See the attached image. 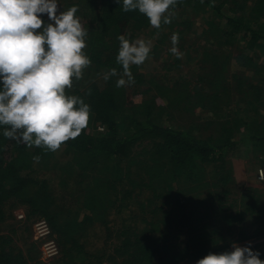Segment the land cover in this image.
I'll return each mask as SVG.
<instances>
[{"label": "trees", "instance_id": "trees-1", "mask_svg": "<svg viewBox=\"0 0 264 264\" xmlns=\"http://www.w3.org/2000/svg\"><path fill=\"white\" fill-rule=\"evenodd\" d=\"M63 1L64 11L78 8L76 16L88 31L84 51L91 59L82 78H73L66 94L90 106V119L87 128L59 152L5 138L3 132L9 126L0 125V224L7 222L11 210L26 206L29 215L45 214L55 229V212L45 210L54 204L51 180L39 175L51 170L62 152L72 153L84 184L83 202L78 215L66 219L65 230L61 228L62 234L70 236L73 249H61L57 264H101L105 259L112 264H197L210 253L231 252L233 243L249 240L257 241L246 246L259 252L264 261V186L239 184L229 159L240 143L264 147V76H260L264 62L248 57L244 50L233 56L227 49L249 35L244 49H258L261 57L260 49L264 55V0H177L170 9L168 30H160L163 23L150 30L148 18L138 9L123 11L122 0ZM189 6V12L201 7L214 11L219 23H225L215 37L206 39L197 68L182 73L181 80L172 84L163 78L151 81L158 88V93H152L145 73L137 69L141 65H132L134 83L117 87L123 76L116 61L117 37L124 35L132 41L139 32L160 33L163 43L178 34L182 52L194 23L178 21V14L188 12ZM41 19L45 26L51 23L44 16ZM175 26L180 31H174ZM217 26L208 23L202 37ZM233 57L239 65L255 70L254 77L231 73ZM176 61L165 70L180 68L182 61ZM113 68L118 75L105 81L104 73ZM142 85L148 87L142 89ZM235 103L238 106H232ZM186 118L187 124L177 122ZM90 171L94 172L91 181L87 180L88 175L92 177ZM101 173L114 174L113 180L103 181ZM127 198L133 199L124 204ZM130 203L132 212L141 213L142 227L122 228L111 255L88 251L78 238L86 223L105 218L115 208L122 211ZM12 231L16 232L13 226ZM0 264H30L9 233H0Z\"/></svg>", "mask_w": 264, "mask_h": 264}, {"label": "clouds", "instance_id": "clouds-1", "mask_svg": "<svg viewBox=\"0 0 264 264\" xmlns=\"http://www.w3.org/2000/svg\"><path fill=\"white\" fill-rule=\"evenodd\" d=\"M176 3L122 0V8L124 12L138 9L153 28L159 29L162 23H171L170 9ZM57 10V0H0V125L9 126L3 135L52 152L78 137L90 119V106L82 98L66 94V89L73 87V78L80 80L91 65L84 51L88 31L76 16V6L59 14ZM42 14L53 23L45 26ZM117 39L120 47L116 61L123 76L116 86L123 87L134 83L130 66L146 61L151 43L130 41L124 35ZM171 41V53L182 58L178 34H173ZM117 75L113 68L103 78L107 81ZM232 248L231 252L210 253L197 264H264L260 253L250 246L233 243Z\"/></svg>", "mask_w": 264, "mask_h": 264}, {"label": "rangeland", "instance_id": "rangeland-1", "mask_svg": "<svg viewBox=\"0 0 264 264\" xmlns=\"http://www.w3.org/2000/svg\"><path fill=\"white\" fill-rule=\"evenodd\" d=\"M57 2V14H59L60 12L64 11V1L57 0ZM189 10H192L190 6L188 7V12L185 10L178 14V21L190 19L194 23L192 24V26H190V32L186 35V41H184V44H187V46L181 52L183 54L182 58H180L182 64L178 69H172L169 72L165 70V67L168 64L176 63V60L179 59L170 51V49L173 47L171 39H167L165 42L162 43L159 41V37L161 36L160 33L156 34L155 36H151L150 33L145 34L143 32H139L137 34V39H143L146 42L150 41L151 43V51L149 57L137 69L138 71L145 73V78L149 80L150 85L153 86L152 93H154V91L155 93H158V88L151 81H159L158 78H163L164 81L169 79V82L172 84L173 82H175L176 79L181 80V77H183L181 75L182 73H185L186 71L190 72L191 70L197 68L198 57H200L203 53V49L205 47L204 43H207L206 39H209V37H215L218 32L217 30H219L220 27H223L225 24L224 21H221V23H219V20H217L219 19V16L214 11L210 10V12H207L206 10L208 9L205 10L201 7L199 8V11L197 10L196 13L198 15L196 16L195 12H189ZM223 10L227 12L226 7L223 8ZM41 16H44L48 19L47 14H42ZM215 16L218 17L215 18ZM212 21L219 25L217 26L218 29H216V31L209 32L205 35L203 34L202 37L201 32L208 25V23ZM50 22L53 23L52 21ZM170 25V23L163 24L160 30H168ZM149 28L150 30H152L151 28L153 27L151 26ZM177 28L178 27L175 26L174 31L179 29ZM130 32H133L132 28H130ZM249 39L250 36L248 35L246 39L242 38L235 45L229 44L227 49L234 52L233 56L244 50L248 57L255 58L257 62L259 61V63L262 64L264 62V55L262 54V51L260 49L259 53L261 57L258 56V49L251 50L249 47L244 49V45H246V42L249 41ZM182 43L183 42L179 40V44ZM230 72L238 73L241 77H245V75L254 77L255 75V70L247 69V67L245 68V66L239 65V63L236 62L234 57L232 58V63L230 65ZM165 74L167 76H161ZM260 76H264V72L261 73ZM146 87L148 86L142 85L141 88L143 89ZM240 105L245 106L244 102H242ZM232 106L235 107L238 105L237 103H235L232 104ZM247 107L248 106L246 102V109ZM205 117L206 116L204 115V119ZM177 122L183 124L189 123L188 118H186V120H179ZM172 123L178 124L176 122ZM256 145L257 148H254L252 144L247 145L245 143H240L236 148V153L233 156L229 157V159L232 160L237 181L241 185H253L261 187L264 186V179L261 180L259 178L260 171H264V165L261 164L260 160L255 157L256 151L257 154L260 155V158L264 160V147H261L260 143ZM59 151L60 150H58L57 152ZM76 161L77 156L75 154H66L62 152V154L56 157L55 165L51 164L52 169L49 171L47 169L44 174L39 175L40 177H42V179H47L48 181L51 180L49 181L51 185L49 191L52 199L54 200V204H51L49 209L45 210H53L55 212V229L52 228L45 214H36L35 216L29 215V210L26 206H17L13 210H11L7 216V222L0 224V233H9L12 235L13 245L23 251V253L26 255L28 263L30 264H57L59 260L58 258H60L62 254L60 252L61 249H66L69 246L73 249L72 245L68 241L70 236H68L67 234H62V229H64V227L62 226L64 225L66 219H73L78 215L79 208L82 206L83 202L82 195L84 193V184L80 183V178L76 173V164H74ZM69 164L74 165V167L70 169ZM91 174L92 177L91 175H88L87 178V180L89 181H91V178L94 177V172H91ZM99 175L102 180L106 182L109 181V179L112 181V178L114 177V174L106 175L101 173ZM123 182L127 187V181ZM122 189L125 190L126 188ZM132 199L133 198H127L126 200H122V202L126 204L129 203ZM15 203H17V201H15ZM132 208V203H130L127 208L123 207L122 211L117 210V208L113 209L112 212H108V215L106 214L105 218L101 217L100 219L97 218L92 221L90 219L89 223H86V227H84V229L78 236L79 240L81 242H84L86 249L94 255H102L104 253H109V255H111L115 243L120 242L119 237L121 234L120 230L122 228L131 231V228L135 229V227H142L141 213L139 212V210H134L132 212ZM45 222L48 225L47 234L46 232H43ZM12 226L14 227V229H16V232L12 231ZM248 242L255 243L257 241L249 240L246 242H238L235 244L240 247H245ZM64 244H66V246L62 248ZM72 249L70 253L72 252ZM50 250H54L55 254L53 256H48L51 255L50 253H48ZM73 258H77L80 260L82 257L74 256ZM101 264L112 263L108 262V260L105 259Z\"/></svg>", "mask_w": 264, "mask_h": 264}, {"label": "built area", "instance_id": "built-area-1", "mask_svg": "<svg viewBox=\"0 0 264 264\" xmlns=\"http://www.w3.org/2000/svg\"><path fill=\"white\" fill-rule=\"evenodd\" d=\"M262 177H264V171L263 170H261L260 171V174H259V178L261 179V180H263L264 178H262ZM45 225H44V231L43 232H46V234H47V231H48V225L46 224V222L44 223ZM48 253H50L51 255H48V256H53L55 253H54V250H50Z\"/></svg>", "mask_w": 264, "mask_h": 264}]
</instances>
